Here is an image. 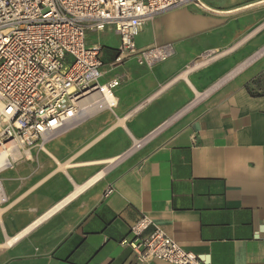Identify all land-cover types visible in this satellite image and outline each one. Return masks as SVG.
<instances>
[{"label": "crops", "instance_id": "1", "mask_svg": "<svg viewBox=\"0 0 264 264\" xmlns=\"http://www.w3.org/2000/svg\"><path fill=\"white\" fill-rule=\"evenodd\" d=\"M204 3L207 9L158 14L136 34L141 49L177 45L153 67L134 58L115 64L120 39L112 28L99 33L116 43L88 42L106 48L100 83L119 79L116 104L85 120L107 112L90 130L76 133L81 123L2 173L8 201L0 204V264H170L139 262L121 243L143 214L210 264H264V81H256L264 56L200 101L264 46V0ZM210 50L228 53L186 70ZM107 63L119 66L112 77ZM154 131L103 172L109 159ZM13 170L20 171L19 186L8 193L4 180ZM58 174L63 183L47 197L42 187ZM35 222L11 248L3 246Z\"/></svg>", "mask_w": 264, "mask_h": 264}, {"label": "built area", "instance_id": "2", "mask_svg": "<svg viewBox=\"0 0 264 264\" xmlns=\"http://www.w3.org/2000/svg\"><path fill=\"white\" fill-rule=\"evenodd\" d=\"M188 5L207 9L204 0H0V204L8 201L2 173L21 160L31 159L33 149L44 150L49 142L87 120L99 110L94 102L102 96L108 107L116 104H110L106 94L114 97L113 89L120 81L100 83L103 46L88 44L87 34L112 28L120 39L115 64L134 58L140 65L153 67L174 56L177 45L141 49L135 42L136 34L156 15ZM263 50L264 46L234 68L240 71L233 77L224 81L232 70L215 83L200 101L261 59ZM226 53L228 50H210L186 70L197 63L206 65ZM179 116L177 113L172 119ZM155 132L137 140L139 143L134 140L132 147L115 161L141 148ZM112 192V187L107 188L105 196ZM36 224L8 237L3 246L11 248ZM121 243L133 249L139 262L210 264L185 250L146 214L131 226L130 236Z\"/></svg>", "mask_w": 264, "mask_h": 264}, {"label": "rangeland", "instance_id": "3", "mask_svg": "<svg viewBox=\"0 0 264 264\" xmlns=\"http://www.w3.org/2000/svg\"><path fill=\"white\" fill-rule=\"evenodd\" d=\"M96 39H101L102 41H105V42H110V41H114L115 43L117 42V40H115V36L112 37V35L108 34V33L101 34V33H97V32H90V33L87 34V41L88 42L94 41ZM117 47H119V44H118ZM104 70H106L108 77H112L119 71V66H113V65H110L109 63H107L104 66ZM256 81H257L258 84H260L261 81H264V71H263V73H261V74H259L257 76ZM106 114H107V112H104L99 117L97 115L91 121L81 124L77 128L76 133H82L84 131L90 130L96 124H98V122L100 120H102L101 117L103 115H106ZM34 161H36V159ZM116 163H117V161L116 162L110 161V163L106 162L105 163V167L103 169V172L106 171V169H108V168L112 167L113 165H115ZM10 172L11 173L9 174V176H5V178L7 177V179L4 180L5 181L4 183H5V186H6L7 190H8V193H9V189H13V191H16V189L19 186L18 174L20 173V171L19 170H13V171H10ZM60 183H63L62 177L60 176V174L55 175L50 180L47 181L46 185H44L42 187V192H43V190H46L45 192L48 193L47 197H50V196H52L54 194V192H49V191L51 189H52V191H56L57 190V186H59ZM55 186H56V188H55Z\"/></svg>", "mask_w": 264, "mask_h": 264}, {"label": "bare ground", "instance_id": "4", "mask_svg": "<svg viewBox=\"0 0 264 264\" xmlns=\"http://www.w3.org/2000/svg\"><path fill=\"white\" fill-rule=\"evenodd\" d=\"M238 71V70H237ZM106 99L108 100V102L113 103L115 101V98L111 95V94H106ZM96 107L100 110L101 108H103L104 106H107L105 104V100L102 98L98 99L97 101L94 102ZM115 158H111L109 159V161H114ZM3 212V211H2ZM17 235V234H16Z\"/></svg>", "mask_w": 264, "mask_h": 264}, {"label": "trees", "instance_id": "5", "mask_svg": "<svg viewBox=\"0 0 264 264\" xmlns=\"http://www.w3.org/2000/svg\"><path fill=\"white\" fill-rule=\"evenodd\" d=\"M106 50V48H103V51ZM118 54V51L116 50V52L114 51V54L112 55V61L115 60L116 56Z\"/></svg>", "mask_w": 264, "mask_h": 264}]
</instances>
